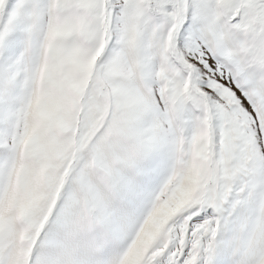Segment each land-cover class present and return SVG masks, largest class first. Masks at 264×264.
Segmentation results:
<instances>
[{"label": "snow or ice", "instance_id": "snow-or-ice-1", "mask_svg": "<svg viewBox=\"0 0 264 264\" xmlns=\"http://www.w3.org/2000/svg\"><path fill=\"white\" fill-rule=\"evenodd\" d=\"M0 264H264V0H0Z\"/></svg>", "mask_w": 264, "mask_h": 264}]
</instances>
